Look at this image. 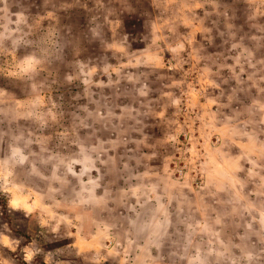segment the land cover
<instances>
[{
    "label": "rangeland",
    "instance_id": "rangeland-1",
    "mask_svg": "<svg viewBox=\"0 0 264 264\" xmlns=\"http://www.w3.org/2000/svg\"><path fill=\"white\" fill-rule=\"evenodd\" d=\"M21 249L264 264V0H0V264Z\"/></svg>",
    "mask_w": 264,
    "mask_h": 264
},
{
    "label": "clouds",
    "instance_id": "clouds-1",
    "mask_svg": "<svg viewBox=\"0 0 264 264\" xmlns=\"http://www.w3.org/2000/svg\"><path fill=\"white\" fill-rule=\"evenodd\" d=\"M134 2L142 3V2H146V0H134ZM11 207H15V205H10V208ZM40 223L44 227V231L46 232H54L56 230V222L53 221L51 218H49L48 220H44L43 218H41ZM21 254H22L21 259L28 260L29 264H31V257L25 253L24 249H21Z\"/></svg>",
    "mask_w": 264,
    "mask_h": 264
},
{
    "label": "trees",
    "instance_id": "trees-1",
    "mask_svg": "<svg viewBox=\"0 0 264 264\" xmlns=\"http://www.w3.org/2000/svg\"><path fill=\"white\" fill-rule=\"evenodd\" d=\"M22 263H24V262H22Z\"/></svg>",
    "mask_w": 264,
    "mask_h": 264
}]
</instances>
